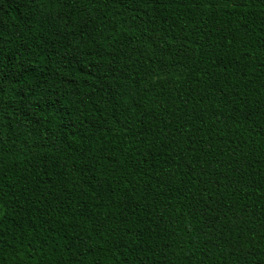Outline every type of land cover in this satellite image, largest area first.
<instances>
[{
	"label": "trees",
	"instance_id": "1",
	"mask_svg": "<svg viewBox=\"0 0 264 264\" xmlns=\"http://www.w3.org/2000/svg\"><path fill=\"white\" fill-rule=\"evenodd\" d=\"M0 264H264V0H0Z\"/></svg>",
	"mask_w": 264,
	"mask_h": 264
}]
</instances>
